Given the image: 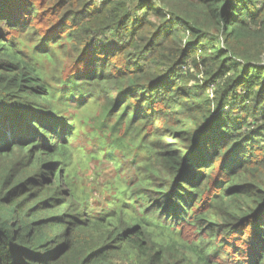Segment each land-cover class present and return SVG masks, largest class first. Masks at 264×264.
<instances>
[{
  "label": "trees",
  "instance_id": "16d2710c",
  "mask_svg": "<svg viewBox=\"0 0 264 264\" xmlns=\"http://www.w3.org/2000/svg\"><path fill=\"white\" fill-rule=\"evenodd\" d=\"M72 104L140 164L113 211ZM0 264H264V0H0Z\"/></svg>",
  "mask_w": 264,
  "mask_h": 264
},
{
  "label": "rangeland",
  "instance_id": "374dc122",
  "mask_svg": "<svg viewBox=\"0 0 264 264\" xmlns=\"http://www.w3.org/2000/svg\"><path fill=\"white\" fill-rule=\"evenodd\" d=\"M74 104L63 110L68 115L65 119H74L73 134L67 142L73 148L70 155V162L72 163L69 168L73 175L77 177V183L74 181L75 186L81 185V187L75 189L77 195L81 194V189L88 194L92 192V196L88 198V208L92 214L97 215L106 211L109 206L108 202H115L114 207L118 206L120 201L116 197L117 194L120 192V195H122L123 190L126 191L128 188L129 197L125 200L130 199V187L127 184L137 174L140 164H135L134 160L128 156H125L127 161L125 163L123 159L118 160L117 155L106 154L105 149L109 146L108 141H111L113 135L106 123L101 124L103 120L102 113L97 106L93 108L88 104L85 109H81ZM92 112H96V114H90ZM74 114L82 117L76 119ZM6 131L10 133L8 128H6ZM94 131H96V134L91 136ZM97 137H101L100 141H97ZM104 153L110 157H105ZM72 177L69 176V179H72ZM134 208L138 209V206L135 205ZM111 210L113 211V207L108 208L107 211ZM183 231L188 234L184 229Z\"/></svg>",
  "mask_w": 264,
  "mask_h": 264
}]
</instances>
